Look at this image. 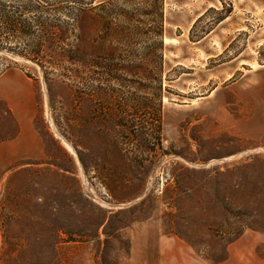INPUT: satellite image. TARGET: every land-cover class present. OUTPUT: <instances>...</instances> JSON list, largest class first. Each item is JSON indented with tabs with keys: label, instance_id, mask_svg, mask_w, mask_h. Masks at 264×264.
Segmentation results:
<instances>
[{
	"label": "rangeland",
	"instance_id": "obj_1",
	"mask_svg": "<svg viewBox=\"0 0 264 264\" xmlns=\"http://www.w3.org/2000/svg\"><path fill=\"white\" fill-rule=\"evenodd\" d=\"M24 2L0 76L37 86L47 155L0 168V264H264V0Z\"/></svg>",
	"mask_w": 264,
	"mask_h": 264
},
{
	"label": "crops",
	"instance_id": "obj_2",
	"mask_svg": "<svg viewBox=\"0 0 264 264\" xmlns=\"http://www.w3.org/2000/svg\"><path fill=\"white\" fill-rule=\"evenodd\" d=\"M39 99L37 86L22 70L9 68L1 74L0 168L12 166L14 157L39 160L47 155L46 140L38 131Z\"/></svg>",
	"mask_w": 264,
	"mask_h": 264
},
{
	"label": "trees",
	"instance_id": "obj_3",
	"mask_svg": "<svg viewBox=\"0 0 264 264\" xmlns=\"http://www.w3.org/2000/svg\"><path fill=\"white\" fill-rule=\"evenodd\" d=\"M24 4H22V8L23 10H26V11H30L31 12V7H29V3L31 2V0H24ZM36 1V0H35ZM62 1H73V0H62ZM157 2L159 3L160 0H157ZM67 4V3H66ZM69 5L70 7L66 8V6L62 5L60 6V9H65L67 12L68 15H72L71 16V19L73 20V24L75 25V30H76V33L74 34L75 36V41H74V46L72 48V50L70 51V53H72L73 55H76V56H73L71 59L73 61H75V63H79V64H82V66H85V63H86V59L84 57L85 53H86V49H85V45H86V40H88V38L86 37V33H87V28H86V24L92 20L91 18V14L89 13V9L88 8H85V7H76V6H73L71 4H67ZM157 7H160L159 5ZM159 18H161V13H159ZM28 20L26 18H22V14L17 13V15L15 14V17H14V22H13V19H12V24L13 26L15 25H19V24H25L24 22ZM99 21V20H98ZM111 24L108 23V27H109V30L110 32H114L118 26L113 24L112 22H110ZM136 28V25L134 26ZM47 26H45V30ZM155 29H156V26H155ZM155 34L157 36V43H156V48H157V51H160L162 50V47H163V43H162V40H161V33H162V28H161V20H157V30H155ZM65 29L62 27L60 29V34L58 35V39L62 40V38L65 36ZM30 56L32 57V59H38V54H37V51L33 50L31 53H30ZM75 57V58H74ZM157 58H159V60L156 61L157 63V67H160L161 65V61H160V54L157 55ZM3 72V70L1 71V73Z\"/></svg>",
	"mask_w": 264,
	"mask_h": 264
}]
</instances>
